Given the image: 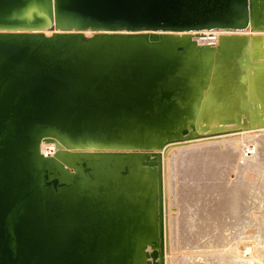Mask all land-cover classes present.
Returning a JSON list of instances; mask_svg holds the SVG:
<instances>
[{
    "label": "bare ground",
    "instance_id": "6f19581e",
    "mask_svg": "<svg viewBox=\"0 0 264 264\" xmlns=\"http://www.w3.org/2000/svg\"><path fill=\"white\" fill-rule=\"evenodd\" d=\"M101 1L108 13L91 8L79 10L73 20L82 29L16 32L61 38L58 44L30 45L24 51V56L19 57L25 59L19 63L24 61L28 71H39L43 75L50 74V71L61 72L68 77L67 80L96 84L97 91L106 81L115 83L116 88L111 90L113 97L110 94L109 97L85 99L83 94H76L68 114L76 110L77 115L69 117L62 125L64 136L60 139H64L65 143L50 136L49 140L40 142L37 155L26 154L19 139L14 137L9 126L11 121L7 120L8 127L0 126V178L5 171L4 176L10 178L15 186L14 198L18 199L17 203L24 204V209H15L10 197L4 193L0 197V204L4 200L5 210L12 222L21 211L19 229L23 224L30 227L22 232L25 235L13 234L17 248L9 250L4 256L8 264L19 263V243L26 239L30 249L32 239L52 243L50 241L54 234L45 223L50 216L48 212L52 211V207L57 212L56 205L59 203L84 209L85 218L69 229L53 254L43 251L41 261L56 264L58 254L61 255L66 248L72 249L76 257L79 256L77 264H178L174 261L171 263L169 258L168 227L162 202L164 182L158 150L165 141H189L196 136L200 137L195 139H215L210 135L226 133L237 124L234 120H219V127L223 130L217 132L199 124L203 116L202 100L217 56L209 47H199L196 32L186 30L207 26L231 28L222 31L231 34L227 37L232 45L229 47L231 58L239 64L264 61V0ZM95 7L99 10L104 6L100 4ZM249 21L253 30L245 29ZM90 24L115 25L112 29L85 28ZM166 30L172 32H162ZM148 37L155 43L146 44L144 41ZM80 38L94 41L89 46L85 42H78ZM132 39L144 41L137 43ZM246 44L251 47V61L245 50ZM7 53L20 54L16 49ZM8 67L11 68V65ZM177 69L181 74L178 79L186 86L183 88H190L194 97L189 109L180 110L182 113L176 110L173 103L187 105V95H184L182 88L173 91L164 89L168 90L165 93L159 85L167 75L175 77ZM244 77L243 74L240 76L243 82ZM140 86L143 87L141 91L134 96L130 94L132 87L136 89ZM156 88L162 91L166 104H172V110L170 105L161 110L151 105L148 98ZM243 90L238 88L240 96ZM41 91L39 94L34 92L33 98L40 99ZM171 111L174 112L172 115ZM155 113H160L158 118L154 116ZM185 130L186 136L182 134ZM143 132L144 136L145 133L150 134L143 143L146 145L136 142ZM30 145L37 149L36 145ZM244 149L245 154L252 153L247 144ZM136 150L149 151L141 153ZM58 153L61 155L56 158ZM38 154L45 158H56L55 164H58L61 174L72 182L70 188L54 194L42 189L40 184L34 187L32 177L27 178L25 173L30 172L31 167L40 171L37 167ZM77 160H85L92 173L83 174L78 170ZM144 162L147 165L142 166ZM148 163L156 167L150 170ZM124 165H129L131 174L121 181L120 171ZM113 167L117 175L112 174ZM20 184L23 186L20 187ZM73 192L77 197L74 202L71 197ZM66 240L73 243L63 245ZM153 253H156V258L152 257ZM29 255H32L30 250ZM224 261L221 259V263Z\"/></svg>",
    "mask_w": 264,
    "mask_h": 264
},
{
    "label": "rangeland",
    "instance_id": "374dc122",
    "mask_svg": "<svg viewBox=\"0 0 264 264\" xmlns=\"http://www.w3.org/2000/svg\"><path fill=\"white\" fill-rule=\"evenodd\" d=\"M250 24L251 21L245 29L251 28ZM226 29L231 28L207 26L186 30L196 32L199 47H209L217 56L202 100L203 116L199 124L216 132L223 130L219 120H234L237 124L226 133L211 134L215 139H195L200 137L196 136L189 141H165L158 150L171 263L264 264V61L239 64L231 58L232 45L227 40L231 34L222 32ZM249 49L246 44L250 60ZM242 74L244 82L240 78ZM170 75L159 85L163 92L182 88L187 105L173 103L179 112L189 109L194 98L192 90L183 88L186 86L178 79L181 77L178 69L175 77ZM238 88H244L241 96ZM161 92L154 89L148 98L151 105L157 110L170 105L172 110V104H166ZM159 115L154 114L156 118ZM148 137L150 134L144 136L143 132L136 142L143 144ZM246 144L252 153H244ZM71 197L73 202L77 198L74 192ZM56 209L58 214L48 216L45 223L54 234L50 241L54 242L53 253L69 229L85 218L84 209L70 204L59 203ZM70 241L63 245H71L73 241ZM62 252L56 264L79 262L72 249L65 248Z\"/></svg>",
    "mask_w": 264,
    "mask_h": 264
},
{
    "label": "water",
    "instance_id": "95a60500",
    "mask_svg": "<svg viewBox=\"0 0 264 264\" xmlns=\"http://www.w3.org/2000/svg\"><path fill=\"white\" fill-rule=\"evenodd\" d=\"M100 4L104 7L98 10L95 6ZM85 8H91V10H97L100 13H108L107 7L101 0H0V31L8 32L0 33V126L6 125L8 127L7 120L11 121L9 126L14 137L19 139L21 147L28 156L37 155L40 142L49 140L48 137L50 136L57 137L62 142L65 141L60 139V137L63 138L64 136L62 125L69 117L74 118L77 115L76 110L68 114V108L73 106L71 101H73V97L76 94H83L85 99L93 98L94 96L109 97L110 94L113 97V91L111 90L116 88V84L113 82L106 81L101 86V89L97 91L96 84H89L81 80L78 82L72 79L71 81L67 80L68 77L61 72L50 71V74L47 75L45 73L43 75L39 71H28L24 66V61L19 63V61L25 60L19 57L24 56V51L28 50L30 45L36 46L37 44L50 42L58 44L61 38H58V36L47 38L43 34H17L16 32L25 31L31 33L32 31L46 29H82L73 19L76 18L79 10ZM114 25L96 26L90 24L85 26V28L87 27L91 30L112 29L111 27ZM68 37L71 38L73 36ZM80 39L78 42H85L89 46L94 41V39L88 38ZM74 41L76 42L77 40ZM132 41L141 43L144 40L132 39ZM144 42L150 44L155 43V40L153 41L148 37L147 39L145 38ZM179 47L181 48V46ZM11 49L18 50L20 54H8L7 52H10ZM9 65H11V68L8 67ZM142 88L141 86L136 87V89L132 87L129 92L134 96ZM40 90H42L40 99H34V92L39 94ZM186 132L187 130L183 131L182 134L186 136ZM30 144L36 145L37 149ZM60 155L61 153H58L55 157L59 158ZM55 159L45 158L38 154L39 162L37 161V167L38 169L40 168V171L38 170L37 172L36 169L31 167V171H28L25 175L27 178L32 177L34 187L40 184L42 189L58 194L70 188L72 182L61 174L58 164H55ZM123 160H126V158ZM76 164L78 170L83 172V174L92 173V168L85 160L81 162L77 160ZM144 165L147 164L144 162L142 166ZM148 165L150 170L156 167L153 163H148ZM5 173L4 171L0 178V197L4 193L6 197H10L15 209L23 210L24 204L17 203L18 199L14 198L15 186L10 181V178L4 176ZM112 174L117 175L114 167ZM130 174L129 165H124V168L120 171L121 181L124 178H128ZM22 186L23 184H20V187ZM1 203L0 264H8L3 259L4 256L8 254L9 250L17 248L13 234L17 233L18 236L24 234L22 232L30 227H24L23 224V227L19 229L18 222L22 215L21 211L12 222L5 210L4 200ZM51 209L52 211L48 212V214H58L54 211L55 208L52 207ZM45 233L48 236V231ZM37 237L39 236L37 235ZM26 242L27 239L19 243L21 246L19 247L21 260L17 264H47V261H41V255L43 251L53 254L50 250L54 242L50 244L41 239L38 242L32 239V249L29 248V245L27 247ZM25 244L26 248L24 250ZM28 248L32 255H29ZM152 257L156 258V253H153ZM52 261H56V259Z\"/></svg>",
    "mask_w": 264,
    "mask_h": 264
}]
</instances>
